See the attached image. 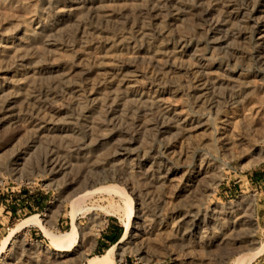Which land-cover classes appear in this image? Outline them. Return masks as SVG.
<instances>
[{"label":"rangeland","instance_id":"1","mask_svg":"<svg viewBox=\"0 0 264 264\" xmlns=\"http://www.w3.org/2000/svg\"><path fill=\"white\" fill-rule=\"evenodd\" d=\"M67 1L0 0L3 38L44 26L0 52L1 84L36 71L0 92V241L38 215L76 247L32 225L0 264H86L128 220L118 264H264L263 0L216 31L207 0Z\"/></svg>","mask_w":264,"mask_h":264},{"label":"bare ground","instance_id":"2","mask_svg":"<svg viewBox=\"0 0 264 264\" xmlns=\"http://www.w3.org/2000/svg\"><path fill=\"white\" fill-rule=\"evenodd\" d=\"M69 1V0H68ZM67 1V2H68ZM210 4L211 7H219L221 11V17L216 21L217 24L213 25V29L216 31L218 28L217 26L228 23L231 27L234 25V21L237 17H239V14H241L240 9L245 7V6H252L255 2V0H207ZM258 1V0H257ZM260 2V1H259ZM59 3V2H58ZM264 3V0H263ZM60 4V3H59ZM58 4V5H59ZM258 4V3H257ZM264 5V4H263ZM63 6V5H62ZM66 6V4H65ZM257 6V5H256ZM264 7L262 5H258V7ZM254 7V5H253ZM257 7V8H258ZM213 10V9H212ZM244 10V9H243ZM264 10V9H263ZM210 11V10H209ZM214 12V11H213ZM211 13V12H210ZM31 15V14H30ZM33 17V16H32ZM253 17V15H252ZM255 17V16H254ZM38 18V17H37ZM35 19V18H34ZM44 19V18H42ZM39 20V19H38ZM254 20V19H253ZM45 21V20H44ZM48 21V20H47ZM173 21V19H171ZM170 21V22H171ZM262 21V20H261ZM41 22V21H40ZM40 22H34L32 27L30 29H25L24 33L22 34L21 37H19L17 40H10L8 38H3V36H0L2 39H0V52L3 54L2 56L4 59L7 57L18 54L21 51L25 49V46L32 40L31 38L33 35L38 31L42 30V27H44ZM44 23V22H43ZM27 24V23H26ZM29 25V24H28ZM31 25V24H30ZM45 25V24H44ZM248 25V24H247ZM26 26V25H25ZM48 26V25H47ZM223 26V25H222ZM13 27V26H12ZM24 27V26H23ZM221 27V26H220ZM225 27V26H224ZM49 30V29H48ZM213 30V31H214ZM245 30V29H244ZM218 31V30H217ZM2 32V31H1ZM46 33V31H45ZM216 34V32H214ZM40 34V33H39ZM10 37V36H9ZM16 39V38H15ZM237 39V38H236ZM235 39V40H236ZM41 41V40H40ZM44 42L48 45L53 42V39L51 37H45ZM219 43V42H218ZM214 45V44H213ZM29 46V45H28ZM50 46V45H49ZM261 55V54H260ZM19 61V60H18ZM63 64V63H62ZM202 67V66H201ZM44 68V67H43ZM46 68V67H45ZM47 69V68H46ZM28 70V69H26ZM50 70V69H49ZM83 70V69H82ZM86 70V69H85ZM75 71V70H74ZM23 72V71H22ZM71 72V71H70ZM36 73L35 70H30L26 71L25 74L18 75L19 77H10V78H4L5 84L0 83V92L3 93V95L6 94L9 98H15L18 96L20 93V88L23 87V83L26 82L27 78L32 77ZM72 73V72H71ZM70 74V73H69ZM82 74V73H81ZM89 74V73H88ZM115 74V73H114ZM4 76H6L4 74ZM118 80V79H117ZM1 81V80H0ZM113 85V84H112ZM74 89V88H73ZM82 90V89H81ZM205 90V89H204ZM116 92L119 93V89L117 87ZM10 101H13L10 100ZM8 101V102H10ZM7 102V103H8ZM11 104V103H9ZM210 105V104H209ZM163 109H167V105L161 104ZM114 107V106H113ZM188 121V120H187ZM188 126H190L188 124ZM192 126V125H191ZM105 138V137H104ZM94 190H86L78 195L75 196L73 199V202L75 200H80L81 199L84 201V198L86 196H90ZM88 196V197H89ZM226 212V211H225ZM226 215V214H225ZM241 220V219H240ZM242 222V221H241ZM240 222V223H241ZM244 222V221H243ZM245 223V222H244ZM190 224V219L188 216L182 218L181 220V227L184 228L187 227ZM37 226L41 230H43V233L45 234L46 237H49L51 240V245L54 248L55 251H57L59 254H63L65 252H69L70 250H73L76 247V242L78 238V229L76 225H73L71 230L65 233L61 234H53L51 231L47 230L44 225L42 220L38 215H33L31 217H28L26 220H24L22 223H19L16 225L14 231L2 238L0 241V259L3 256V253L6 251V249L9 247V240L13 236L14 233L21 231L29 226ZM124 225V231H123V236L120 240V242H124L127 238L128 235L131 232V222L128 220ZM243 226V225H242ZM133 227V226H132ZM234 227V226H233ZM236 228V227H235ZM132 233V232H131ZM248 238V237H247ZM242 239V238H241ZM240 239V240H241ZM243 240V239H242ZM249 239L248 241H250ZM245 241V239H244ZM252 242V241H250ZM239 243V242H238ZM119 244V243H118ZM242 244V243H241ZM245 244V243H244ZM252 245V244H251ZM36 247V246H35ZM118 247V246H117ZM34 248V247H33ZM39 248V247H38ZM118 250V249H117ZM116 250V245L110 246L106 251L99 255L95 256L93 258H88V261L86 264H118V257H122L123 254L126 252H129L130 250H123L122 253H118ZM243 256V255H242ZM239 258H241L239 256ZM237 259V258H236ZM240 260V259H239ZM233 262V261H232ZM234 263V262H233ZM236 264V263H235ZM239 264V263H237Z\"/></svg>","mask_w":264,"mask_h":264},{"label":"crops","instance_id":"3","mask_svg":"<svg viewBox=\"0 0 264 264\" xmlns=\"http://www.w3.org/2000/svg\"><path fill=\"white\" fill-rule=\"evenodd\" d=\"M112 241L106 242V243H102V242H98L97 246L95 248V252L96 253H102L104 252L107 248H109L111 245H113L114 240L118 237L121 236V228L120 226H116V229L114 230V234H112ZM120 240V239H119ZM118 240V241H119ZM117 241V242H118ZM116 242V243H117ZM97 255V254H96Z\"/></svg>","mask_w":264,"mask_h":264},{"label":"trees","instance_id":"4","mask_svg":"<svg viewBox=\"0 0 264 264\" xmlns=\"http://www.w3.org/2000/svg\"><path fill=\"white\" fill-rule=\"evenodd\" d=\"M263 176H264V174H263ZM120 228H121V236H122L123 227L120 226ZM121 236H118V237L114 240L113 244H115V243L121 238ZM97 254L99 255V254H102V253H97Z\"/></svg>","mask_w":264,"mask_h":264}]
</instances>
